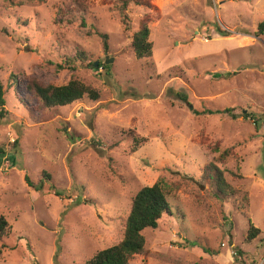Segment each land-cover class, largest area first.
<instances>
[{
	"label": "rangeland",
	"instance_id": "1",
	"mask_svg": "<svg viewBox=\"0 0 264 264\" xmlns=\"http://www.w3.org/2000/svg\"><path fill=\"white\" fill-rule=\"evenodd\" d=\"M151 6L131 5L126 29L104 0H0V216L12 226L0 264H85L122 240L134 196L159 180L172 211L128 264H264V0ZM145 13L154 47L139 59ZM78 50L88 58L73 71ZM72 75L100 98L37 112L16 96L27 76ZM216 166L227 194L207 177ZM249 219L261 230L251 240Z\"/></svg>",
	"mask_w": 264,
	"mask_h": 264
},
{
	"label": "trees",
	"instance_id": "2",
	"mask_svg": "<svg viewBox=\"0 0 264 264\" xmlns=\"http://www.w3.org/2000/svg\"><path fill=\"white\" fill-rule=\"evenodd\" d=\"M108 5H113L118 10L121 22L125 25L126 29L132 26V20L128 13V9L131 5L144 6L151 8L152 0H104ZM155 15L151 13H145L139 20V29L135 32L133 37V50L135 55L139 59L145 57H152L154 42L149 39L150 29L148 24L155 20ZM261 30H264V21L259 23ZM104 41V50L108 51V34L100 33ZM227 30L220 31V35L223 37L229 36ZM83 50H78L74 55H67V60L71 62L69 66L73 71L76 70V61L80 59L88 58V55ZM96 61L91 64H95ZM98 68L101 66H107L105 61L98 60ZM95 67V66H94ZM97 70V69H96ZM98 71V70H97ZM96 74V73H95ZM96 75H101L97 72ZM11 82L18 83V75L13 72L10 75ZM6 84L0 74V115L5 114L6 109ZM18 100L26 107L31 108L37 112L51 109L57 106H66L79 99L85 97L98 100L100 98V92L91 85L85 84L79 80L78 77L72 75L71 78L62 84H44L38 79L27 76L26 82L22 88L16 91ZM227 112H231L227 109ZM249 113L245 114V117ZM264 119V114L262 115ZM255 119L256 124L258 120ZM131 130V129H130ZM130 135V133H128ZM128 134L126 138H128ZM229 149L224 150L222 158H226L229 155ZM6 151L3 147H0V158L6 156ZM2 160V159H1ZM45 178L50 177V174H44ZM211 178L213 184L216 185L218 191L223 194H227L228 186L226 179L223 176L222 171L216 166V173L207 175ZM49 179V178H48ZM29 185L33 186L29 178L26 177ZM37 188V186H36ZM170 195V189L166 183L161 180L156 181L152 185L143 186L134 196L131 204V210L127 216L126 227L123 233L122 240L118 243L100 249L85 264H128L131 259H134L137 255L146 252L145 244L146 239L144 230L147 228L157 229L159 226V220L165 213H171V206L168 200ZM12 229L11 224L4 215L0 216V242L6 238ZM261 230L256 227L249 219V233L248 240H251L257 236ZM238 253L242 254V251L238 249ZM0 259H1V246H0Z\"/></svg>",
	"mask_w": 264,
	"mask_h": 264
},
{
	"label": "crops",
	"instance_id": "3",
	"mask_svg": "<svg viewBox=\"0 0 264 264\" xmlns=\"http://www.w3.org/2000/svg\"><path fill=\"white\" fill-rule=\"evenodd\" d=\"M263 31H264V30H263ZM252 34H253V33H248L247 35H248V36H252ZM257 36H258L259 38L264 39V35H263V34H260V35H257Z\"/></svg>",
	"mask_w": 264,
	"mask_h": 264
},
{
	"label": "water",
	"instance_id": "4",
	"mask_svg": "<svg viewBox=\"0 0 264 264\" xmlns=\"http://www.w3.org/2000/svg\"><path fill=\"white\" fill-rule=\"evenodd\" d=\"M106 63H109V60H106ZM98 64H99V62H98V61H96V62H95V64H94V66H95V67H97V66H98Z\"/></svg>",
	"mask_w": 264,
	"mask_h": 264
},
{
	"label": "built area",
	"instance_id": "5",
	"mask_svg": "<svg viewBox=\"0 0 264 264\" xmlns=\"http://www.w3.org/2000/svg\"><path fill=\"white\" fill-rule=\"evenodd\" d=\"M203 39H205V41L209 40V39H208V36H206V37H203Z\"/></svg>",
	"mask_w": 264,
	"mask_h": 264
},
{
	"label": "clouds",
	"instance_id": "6",
	"mask_svg": "<svg viewBox=\"0 0 264 264\" xmlns=\"http://www.w3.org/2000/svg\"><path fill=\"white\" fill-rule=\"evenodd\" d=\"M2 166V165H1Z\"/></svg>",
	"mask_w": 264,
	"mask_h": 264
}]
</instances>
